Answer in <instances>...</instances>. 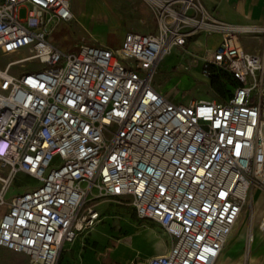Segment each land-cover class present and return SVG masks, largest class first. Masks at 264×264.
Returning <instances> with one entry per match:
<instances>
[{
    "label": "built area",
    "instance_id": "1",
    "mask_svg": "<svg viewBox=\"0 0 264 264\" xmlns=\"http://www.w3.org/2000/svg\"><path fill=\"white\" fill-rule=\"evenodd\" d=\"M143 1L154 33L61 50L49 35L75 20L71 0H0V55H19L0 67V181L22 172L37 182L8 202L0 190V247L29 264H58L63 246L95 225L90 194L130 199L173 239L142 264H214L252 190L264 191V47L241 42L264 26L217 20L202 0ZM200 37L202 53L190 48ZM174 49L170 72H223L229 96L183 104L163 93L154 79Z\"/></svg>",
    "mask_w": 264,
    "mask_h": 264
},
{
    "label": "rangeland",
    "instance_id": "2",
    "mask_svg": "<svg viewBox=\"0 0 264 264\" xmlns=\"http://www.w3.org/2000/svg\"><path fill=\"white\" fill-rule=\"evenodd\" d=\"M126 1L133 2L127 3ZM126 1L109 0L110 12L101 16L97 15V18H95L97 19L95 35L105 39L113 26H125L127 30H140L143 32L153 30V27L149 26L151 15L145 2L143 0ZM92 8L96 12L98 11L97 13L107 10V7L100 4H96ZM27 9L26 5L19 8L20 18L25 17ZM80 21L84 25L85 18ZM84 26L86 27V25ZM211 40L213 38L210 41H206V43L208 45L211 44L213 42ZM203 41L202 37H200L198 44L191 45L190 48L202 53ZM241 42L247 51L259 50L264 47V33L256 31L243 33ZM178 56L179 52L176 49L172 50L171 54L159 66L154 80L163 93L170 95L171 98L175 97L176 100L183 104H187L190 100L199 99L224 101L229 96V91L233 89L229 85V79H222L223 83L221 86L211 84L209 78L202 77L198 66L181 76H177L173 72L169 73L177 62ZM18 57L19 55H0V67H4L6 63ZM31 64V61L27 62V65ZM23 69L22 66L17 65L12 67L10 72L17 74ZM5 173L6 168L0 162V177L2 178ZM33 185H37V182L24 173L17 172L12 181H7V183L0 181V190L5 187L4 194L8 202L12 196L22 193L26 188ZM93 193L95 194V191ZM86 204L96 208L99 213V219L95 225L81 230L73 241L63 246L58 264H61L64 257L63 252L67 247L76 243H81L84 248L90 247L92 245L91 235L94 233L105 237L112 243H118L116 256L123 251L129 257L134 256L135 259H133L136 263L143 261L148 255L166 252L173 243V239L159 223L137 217L130 199H119L109 196L93 197L90 194L86 198ZM262 214H264V191L255 188L244 205L242 213L233 226L232 232L215 264H264V254H257L260 250H264V230H258ZM250 235L254 238L251 241H249ZM120 237H123L121 243L114 241V238ZM101 250H103L101 251L102 253L106 254L108 248L106 246ZM245 255H251L252 261L245 260ZM3 257L8 260L9 264H15L14 260H17L10 251H5ZM20 257L22 259L21 263L28 264L24 255H20Z\"/></svg>",
    "mask_w": 264,
    "mask_h": 264
},
{
    "label": "crops",
    "instance_id": "3",
    "mask_svg": "<svg viewBox=\"0 0 264 264\" xmlns=\"http://www.w3.org/2000/svg\"><path fill=\"white\" fill-rule=\"evenodd\" d=\"M202 1L208 12L217 20L236 26H264V0ZM96 4H100L101 6L104 5L105 7H107V10L101 13H97L98 11L96 12V10H93L92 8ZM71 7L75 20L71 22H57L49 35V41L61 50H71L73 49L74 45L79 42L99 43L109 46L111 48H118L121 45L123 37L127 31H134L142 34H150L154 33L156 30V22L151 16L152 23L149 22V26L153 27V30H151L150 32H143L140 30H127L125 26H113V28L110 30V32L104 39L103 37H99L94 34L97 26V19L95 18H97V15L101 16L105 15V13L110 12L111 7L109 5V0H71ZM91 8L92 10H90ZM83 18H85L84 25H86V27L80 21ZM211 38H213V40H211L213 42L209 45L206 43L207 46H212L218 40V36H214ZM5 210V206L0 207V217L5 212ZM121 240L123 241V237L116 239L114 238L115 242L121 243ZM91 243L92 245L86 248H84L81 243H76L75 245L67 247L63 252L64 257L61 261V264H142L145 259L154 256L148 255L146 258H144L143 261L138 263L134 262V256L129 257L125 255L123 251L119 252L120 255L116 256L115 253L117 251L116 249L118 243H112L105 237L100 236L96 233L91 235ZM106 246L108 248V251L106 252V254H104L101 252L103 251L101 249ZM5 251L10 250L0 247V264H9L8 260L3 257ZM10 252H12L14 258L17 259L16 261L14 260L15 264H23L21 263L22 259L20 255L24 254L15 253L13 251ZM164 253L161 252L155 255H160ZM254 254H256V252H254ZM257 254H264V250H260Z\"/></svg>",
    "mask_w": 264,
    "mask_h": 264
},
{
    "label": "trees",
    "instance_id": "4",
    "mask_svg": "<svg viewBox=\"0 0 264 264\" xmlns=\"http://www.w3.org/2000/svg\"><path fill=\"white\" fill-rule=\"evenodd\" d=\"M222 79H225L227 80L228 77L226 76L225 73L223 72H214L210 75L209 77V80H210V83L211 84H214V85H219L221 86L222 85ZM229 85H231V83L229 82ZM230 92V91H229Z\"/></svg>",
    "mask_w": 264,
    "mask_h": 264
},
{
    "label": "bare ground",
    "instance_id": "5",
    "mask_svg": "<svg viewBox=\"0 0 264 264\" xmlns=\"http://www.w3.org/2000/svg\"><path fill=\"white\" fill-rule=\"evenodd\" d=\"M247 28V27H246ZM247 29H250V28H247ZM237 222V221H236ZM235 222V223H236ZM260 223H261V221L259 222V225H258V230H264V226H260ZM235 225V224H234ZM232 232V231H231ZM230 236V235H229ZM252 237V236H251ZM254 238L252 237V240H253ZM244 259L245 260H248V261H252V256L251 255H245L244 256ZM215 264V263H214Z\"/></svg>",
    "mask_w": 264,
    "mask_h": 264
}]
</instances>
